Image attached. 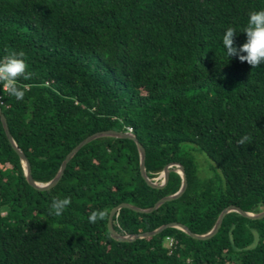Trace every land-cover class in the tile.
I'll return each instance as SVG.
<instances>
[{"label": "trees", "instance_id": "trees-1", "mask_svg": "<svg viewBox=\"0 0 264 264\" xmlns=\"http://www.w3.org/2000/svg\"><path fill=\"white\" fill-rule=\"evenodd\" d=\"M264 0H0V60L23 51L31 72L23 101L6 92L0 105L35 182L47 183L66 155L96 132L131 128L155 180L183 166L180 198L149 214L121 209L119 235L178 222L195 234L221 211L264 210V64L228 58L222 38ZM251 142L238 145L241 137ZM194 152L211 162L202 177ZM179 174L162 189L142 179L136 144L99 138L81 148L53 188L28 185L0 122V264H264V218L227 214L218 232L195 240L181 230L133 242L113 240L110 211L140 209L176 193ZM71 198L61 216L54 198ZM103 221L89 222L93 211ZM172 240V245L166 241Z\"/></svg>", "mask_w": 264, "mask_h": 264}, {"label": "water", "instance_id": "water-1", "mask_svg": "<svg viewBox=\"0 0 264 264\" xmlns=\"http://www.w3.org/2000/svg\"><path fill=\"white\" fill-rule=\"evenodd\" d=\"M0 122H1L2 128L4 130V133L6 135V138L8 140V143L10 144L13 151L19 157L26 182L28 183L29 186H31L32 188L39 190V191L49 190V189L53 188L55 185H57V183L60 181V179L63 176V173L65 171L67 164L74 157V155L81 148H83L85 145H87L88 143H90L96 139H99V138H123V139L132 140L136 144L137 151L139 154L140 175H141L142 179L146 182V184L152 188H156V189L164 188L168 182L169 174L171 172H175V173L179 174V176L181 178V185H180L179 190L172 195H169V196H166V197L159 199L152 207H150L148 209H140L138 207H135V206H132L129 204L121 203V204L117 205L116 207H114L110 211L109 216H108V220H107V229H108L110 237L115 241L133 242V241H136L139 239L151 238V237H154V236L160 234L162 231H164L168 228H175V229L181 230L186 235H188L189 237H191L195 240L204 241V240L211 239L218 232L224 217L229 213L234 212V213H237V214L241 215L242 217L250 219V220H260V219L264 218V210L259 212V213H250V212H245L242 209L231 205V206H228L221 211V213L218 216V218H217L214 226L212 227V229L205 234H200V235L195 234V233L191 232L185 225L178 223V222H172V223L162 225V226L158 227L157 229L150 231V232L119 235L114 230L113 225H112V219L115 215L118 214L119 210L125 208V209H130L136 213L149 214V213H152L155 210H157L164 203L177 200L178 198H180L182 196V194L185 192V190L187 188V179H186L185 170L181 164L170 163L167 166H165L164 169L162 170V172L160 173L161 181L157 183L155 180L149 179L146 175V172H145V150H144L143 146L137 140L136 136L132 133H129V132H117V131H113V130H106V131L96 132L92 135H89L88 137H86L82 141H80L66 155V157L64 158V160L62 161V163L58 169V172L53 177V179H51L47 183H38V182H35L32 178L30 164H29L26 156L20 150V148L15 143V141L13 140V138L10 134V131H9L5 116L2 113L1 107H0Z\"/></svg>", "mask_w": 264, "mask_h": 264}, {"label": "clouds", "instance_id": "clouds-1", "mask_svg": "<svg viewBox=\"0 0 264 264\" xmlns=\"http://www.w3.org/2000/svg\"><path fill=\"white\" fill-rule=\"evenodd\" d=\"M246 34V42L236 46L234 38L236 29L228 27L225 31L222 42L226 49L228 58L236 57L241 63L246 62L253 68L264 64V10L252 11L249 13L247 26L243 29ZM23 51L13 52L0 60V86L9 96L15 97L17 101H23L29 85L20 84L21 78L25 81L32 78V73L28 71V64L24 59ZM251 136L245 135L238 139V145L251 142ZM71 204V198H54L51 204L50 214L61 216ZM108 216L107 210L93 211L89 216L90 223L103 221ZM188 264H191L189 260Z\"/></svg>", "mask_w": 264, "mask_h": 264}, {"label": "rangeland", "instance_id": "rangeland-1", "mask_svg": "<svg viewBox=\"0 0 264 264\" xmlns=\"http://www.w3.org/2000/svg\"><path fill=\"white\" fill-rule=\"evenodd\" d=\"M196 159V162L199 167V172L202 177H207L213 174V171H209L205 169L206 165L209 167V164H211L210 160L206 158V156L202 153L199 152H194L193 153ZM155 181L158 183L161 181V176L159 175L157 178H155Z\"/></svg>", "mask_w": 264, "mask_h": 264}, {"label": "built area", "instance_id": "built-area-1", "mask_svg": "<svg viewBox=\"0 0 264 264\" xmlns=\"http://www.w3.org/2000/svg\"><path fill=\"white\" fill-rule=\"evenodd\" d=\"M5 94V92L2 89V86H0V105L2 104V100H3V95ZM127 132L131 133V128H127ZM166 241L169 243V246L172 245V240L169 238H166Z\"/></svg>", "mask_w": 264, "mask_h": 264}]
</instances>
